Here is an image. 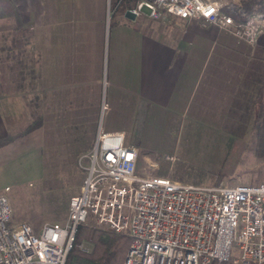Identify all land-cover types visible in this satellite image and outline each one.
<instances>
[{"label":"crops","instance_id":"0c3cea01","mask_svg":"<svg viewBox=\"0 0 264 264\" xmlns=\"http://www.w3.org/2000/svg\"><path fill=\"white\" fill-rule=\"evenodd\" d=\"M4 11L18 14L26 32L21 37L34 57L27 103L41 95L47 109L53 104L54 110L73 112L82 128L89 125L79 112H97L98 118L102 108L114 105L201 109L209 126L227 117L255 126L264 120V27L249 44L197 18L134 17L126 9L112 16L108 0H0V15ZM15 27V19L0 16V41L15 36ZM105 82L111 103L100 109ZM12 98L0 88V137L12 125L3 110L20 101ZM103 131L125 134L111 124Z\"/></svg>","mask_w":264,"mask_h":264},{"label":"built area","instance_id":"2783aa9c","mask_svg":"<svg viewBox=\"0 0 264 264\" xmlns=\"http://www.w3.org/2000/svg\"><path fill=\"white\" fill-rule=\"evenodd\" d=\"M126 10L197 18L254 44L264 15L235 22L219 0H131ZM138 150L122 131L98 129L79 191L63 222L39 231L26 221L11 225L6 185L0 191V264H66L78 226L91 215L128 234L122 264H264V183L201 185L137 171Z\"/></svg>","mask_w":264,"mask_h":264},{"label":"rangeland","instance_id":"374dc122","mask_svg":"<svg viewBox=\"0 0 264 264\" xmlns=\"http://www.w3.org/2000/svg\"><path fill=\"white\" fill-rule=\"evenodd\" d=\"M110 6L108 0L111 12ZM14 33L16 37L6 36L0 41V88L20 101L9 106V111L3 110L4 117L8 125L12 122L10 132L40 122L0 148V191L10 186L8 195L18 221H26L39 231L44 223L65 220L69 200L81 187L85 156L96 131L110 124L123 128L126 143L137 148L140 175L167 176L201 185L264 183V149L259 146L258 128L264 129L262 118L258 126L250 119L228 117L220 125L209 126L201 118V109L176 112L131 105L116 110L114 105L105 111L101 107L111 103V85L105 82L98 118L97 112H79V120L89 125L82 128L74 124L73 112L54 110L53 104L47 109L41 95L35 96V104L27 103V72L33 71L34 57L29 55L25 37ZM260 110L264 114V106L260 105ZM79 246L87 249L90 244L83 240Z\"/></svg>","mask_w":264,"mask_h":264},{"label":"trees","instance_id":"16d2710c","mask_svg":"<svg viewBox=\"0 0 264 264\" xmlns=\"http://www.w3.org/2000/svg\"><path fill=\"white\" fill-rule=\"evenodd\" d=\"M131 2V0H110L112 16L118 10H125ZM223 11L230 14L235 22H244L249 15H264V0H232V2L224 4ZM0 16L15 19V30L21 34L20 36L25 35L26 32L24 34L22 32L23 30L25 31V28L22 27L18 14L15 11H4ZM40 118L41 115H39V121ZM39 123L30 122L27 125L19 127L14 132L8 131L3 137H0V148L36 128ZM258 128L259 146L264 149V129L262 127ZM15 216V211L12 208L10 224L13 226L22 221H18ZM93 219L89 215L85 221L79 224L74 244L66 258V264H122L130 244V236L125 233L109 230L104 225H100L101 223H94ZM34 225L37 226V223H34ZM83 240L87 241L90 247L87 249L81 248L79 243ZM212 264L231 263L230 261H213Z\"/></svg>","mask_w":264,"mask_h":264}]
</instances>
